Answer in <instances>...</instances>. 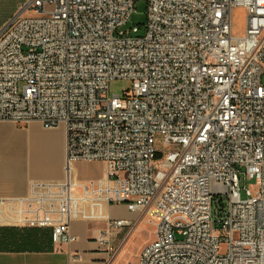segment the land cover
Returning a JSON list of instances; mask_svg holds the SVG:
<instances>
[{
  "label": "built area",
  "instance_id": "built-area-1",
  "mask_svg": "<svg viewBox=\"0 0 264 264\" xmlns=\"http://www.w3.org/2000/svg\"><path fill=\"white\" fill-rule=\"evenodd\" d=\"M137 1L141 36L123 29ZM262 78L264 0H25L0 27V121L64 127L66 176L30 183L18 226L69 245L75 204H124L155 235L130 264H264ZM82 163L102 177L75 179ZM96 215L115 253L133 222Z\"/></svg>",
  "mask_w": 264,
  "mask_h": 264
},
{
  "label": "crops",
  "instance_id": "crops-1",
  "mask_svg": "<svg viewBox=\"0 0 264 264\" xmlns=\"http://www.w3.org/2000/svg\"><path fill=\"white\" fill-rule=\"evenodd\" d=\"M65 161L64 127L48 130L35 121L25 126L0 121V264H115L116 257L134 229L142 220L147 223L146 214L134 224L139 214L129 213L124 204L110 205L107 209L98 204H75L70 222V233L76 238L75 242L59 247L49 243L48 249L40 252L10 251L9 229L48 230L19 227L17 201L26 196L31 182H62L66 176ZM75 165L71 167L72 176ZM118 209L124 214L114 215ZM100 210L102 213L106 212L110 219L133 222L130 228L116 231L110 237L115 253L107 251L106 247L97 242L100 233L107 227L106 222L96 215ZM151 228V238L141 249L155 239L154 226L151 225ZM141 249L123 264L137 262Z\"/></svg>",
  "mask_w": 264,
  "mask_h": 264
},
{
  "label": "rangeland",
  "instance_id": "rangeland-1",
  "mask_svg": "<svg viewBox=\"0 0 264 264\" xmlns=\"http://www.w3.org/2000/svg\"><path fill=\"white\" fill-rule=\"evenodd\" d=\"M24 2L25 0L0 1V25L12 17V15L22 6ZM146 8L147 6L144 1H137L134 5V12L123 29L137 28L138 30L136 35L141 36L144 32L143 25L145 23ZM245 18L246 11L244 9L237 8L232 11V34L234 36L244 35ZM262 83H264V78H262ZM129 91L130 82L127 80L117 79L111 81L109 84V92L111 95H117L122 98ZM102 175L103 165L101 163H82L74 166L73 176L77 180L101 178ZM113 214L120 216L123 215L124 212L121 209H118L117 213ZM151 232V224H147L144 220H142L126 240L122 250L115 259V264H123L129 257L138 253L146 241L151 238ZM175 238L178 239L179 237L175 236Z\"/></svg>",
  "mask_w": 264,
  "mask_h": 264
},
{
  "label": "trees",
  "instance_id": "trees-1",
  "mask_svg": "<svg viewBox=\"0 0 264 264\" xmlns=\"http://www.w3.org/2000/svg\"><path fill=\"white\" fill-rule=\"evenodd\" d=\"M49 243H51V237H50L49 230L28 229V230L19 231V230L9 229V250L10 251H17V252L45 251L48 249Z\"/></svg>",
  "mask_w": 264,
  "mask_h": 264
}]
</instances>
